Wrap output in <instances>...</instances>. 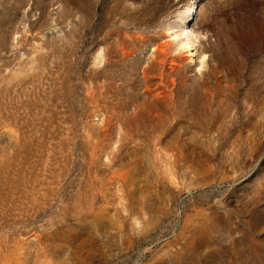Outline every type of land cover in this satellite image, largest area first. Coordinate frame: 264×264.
<instances>
[{
    "label": "rangeland",
    "instance_id": "rangeland-1",
    "mask_svg": "<svg viewBox=\"0 0 264 264\" xmlns=\"http://www.w3.org/2000/svg\"><path fill=\"white\" fill-rule=\"evenodd\" d=\"M0 264H264V0H0Z\"/></svg>",
    "mask_w": 264,
    "mask_h": 264
},
{
    "label": "bare ground",
    "instance_id": "bare-ground-1",
    "mask_svg": "<svg viewBox=\"0 0 264 264\" xmlns=\"http://www.w3.org/2000/svg\"><path fill=\"white\" fill-rule=\"evenodd\" d=\"M188 42H191L190 40H188Z\"/></svg>",
    "mask_w": 264,
    "mask_h": 264
}]
</instances>
